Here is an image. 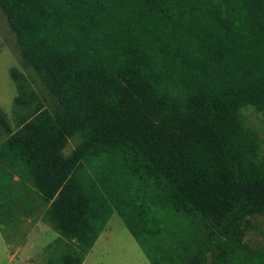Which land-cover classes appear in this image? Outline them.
<instances>
[{
  "label": "trees",
  "instance_id": "16d2710c",
  "mask_svg": "<svg viewBox=\"0 0 264 264\" xmlns=\"http://www.w3.org/2000/svg\"><path fill=\"white\" fill-rule=\"evenodd\" d=\"M25 1L0 0V8L50 99L11 70L16 130L0 145V183L9 173L5 164H25L50 202L48 221L77 241L62 264L81 263L112 212L143 250L160 233V211L168 207L198 211L230 242L241 238L247 216L264 218V157L258 131L242 113L251 107L264 114V0H64L74 22L135 18L155 28L188 82L214 95L219 111L210 120L167 108L155 94L146 72L163 57L143 34L110 73L82 65L70 46L51 50L47 38L31 44L38 24ZM0 126L10 130L1 110ZM74 134L82 140L66 156ZM76 170L86 185L74 179ZM161 251L146 254L152 264L164 260Z\"/></svg>",
  "mask_w": 264,
  "mask_h": 264
},
{
  "label": "rangeland",
  "instance_id": "374dc122",
  "mask_svg": "<svg viewBox=\"0 0 264 264\" xmlns=\"http://www.w3.org/2000/svg\"><path fill=\"white\" fill-rule=\"evenodd\" d=\"M31 1L33 6L27 9L38 24L37 30L29 34L31 44L47 38L51 50L62 51L70 46L82 65L99 64L114 73L125 64L128 55L131 56L136 46L135 36L143 34L153 50L163 57L159 67L147 71L146 75L167 108L176 105L180 111H194L209 120L217 117L219 110L214 95L188 82L179 69L178 59L172 57V46L150 24L125 18L116 23L100 22L92 26L82 19L74 22L64 0ZM12 69L22 73L29 89L41 98L50 99L39 75L22 60L15 33L0 8V110L10 125L9 131L0 126V145L16 130L13 100L17 95V83L11 77ZM242 113L245 123L258 131L264 157V114L251 107L243 109ZM81 140L79 134L72 135L63 148L64 155L68 156ZM4 168L10 174H5L0 183V264L8 263L10 253L16 249L19 251L9 264H29L24 261L27 256L37 264H43L46 258L49 264H62L64 255L74 254L77 241L62 236L48 221L50 202L42 198L25 164L16 161L13 165L5 164ZM82 173L76 170L73 177L86 185L80 180L85 176ZM160 219V233L143 250L118 214L112 212L86 253L84 264H152L146 254H154L157 250L164 252L160 264H264V218L261 215L247 216L248 223L242 225L241 238L233 242L229 235L218 234L216 227L198 211L185 212L168 207L160 211ZM223 248L229 249L225 261L220 260Z\"/></svg>",
  "mask_w": 264,
  "mask_h": 264
},
{
  "label": "crops",
  "instance_id": "0c3cea01",
  "mask_svg": "<svg viewBox=\"0 0 264 264\" xmlns=\"http://www.w3.org/2000/svg\"><path fill=\"white\" fill-rule=\"evenodd\" d=\"M103 230V229H102ZM101 230V231H102ZM101 233V232H100ZM99 233V234H100ZM99 234H98V236H99ZM97 236V237H98ZM97 237H96V239H97ZM96 239H95V241H96ZM94 241V242H95ZM94 244V243H93ZM93 246V245H92ZM74 249H78V246L76 245V248H74ZM91 249V248H90ZM89 249V250H90ZM19 251V249H16V251H14V252H12V253H10V255H9V259H8V263H6V264H9L11 261H12V259L14 258V257H16V254H17V252ZM44 253V249H43V251L41 252V254H40V256H41V258L43 259L44 257H43V254ZM87 253H89V251L87 252ZM45 254V253H44ZM65 256V255H64ZM28 258V259H27ZM47 259V258H46ZM44 260V261H42V263L43 264H49V260ZM62 259H63V257H62ZM85 259H86V253L84 254V257H83V259H82V261H81V263L80 264H84L85 263ZM29 261V264H37L36 262H35V260H32V258L30 257H26V258H24V261ZM62 261V260H61ZM27 263V262H26ZM25 263V264H26ZM18 264H22L21 262H19Z\"/></svg>",
  "mask_w": 264,
  "mask_h": 264
}]
</instances>
